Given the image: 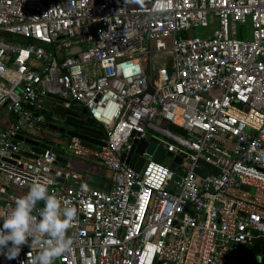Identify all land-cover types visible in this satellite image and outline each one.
<instances>
[{"label": "built area", "instance_id": "obj_1", "mask_svg": "<svg viewBox=\"0 0 264 264\" xmlns=\"http://www.w3.org/2000/svg\"><path fill=\"white\" fill-rule=\"evenodd\" d=\"M47 96L79 102L104 132V146H67L112 174L107 191L84 188L50 150L17 159L16 138L42 121L25 106ZM4 109L0 213L48 180L77 209L54 264H239L246 250L264 263L252 251L264 246V0H0ZM141 141L152 150L128 164ZM29 251L0 264H27Z\"/></svg>", "mask_w": 264, "mask_h": 264}, {"label": "water", "instance_id": "obj_2", "mask_svg": "<svg viewBox=\"0 0 264 264\" xmlns=\"http://www.w3.org/2000/svg\"><path fill=\"white\" fill-rule=\"evenodd\" d=\"M79 39V38H78ZM80 51L79 47L72 48L66 55L71 56ZM33 116L39 117L42 121L39 123L37 130L33 133H27L25 136L19 135L16 139L23 141L24 150L17 156V159L22 155L24 158L35 159L37 155H44L46 151H52L57 155V165H67L68 159L65 158V144L71 137H77L84 143L93 146H104V132L94 124V122L88 117L87 110L76 101H64L58 97L47 96L38 97L33 103L25 106ZM168 128L180 135L186 136V133L176 126L170 124ZM149 147V151L152 150V146H148L147 142L141 141L139 147H133L127 158V163L132 165L131 156L134 154L141 155L143 151ZM172 158V154H165L163 148H156L153 154V160L158 163H167L168 159ZM181 162V158H175L170 165V169L175 173L174 179L178 180L177 172L178 165ZM165 163V164H166ZM143 164V159H140L135 165L134 170L139 172ZM198 174L204 176L200 171ZM79 176L81 172H77ZM92 178H82L81 185L88 183L86 188H98L97 184L90 181ZM62 182V181H61ZM92 182V183H91ZM85 187V186H84ZM243 249V247H242ZM252 251L256 253H262L264 256V246L255 244L252 247ZM251 251H242L234 257L242 259L239 264H252L249 261L248 255ZM250 257L251 260L259 258ZM264 264V263H263Z\"/></svg>", "mask_w": 264, "mask_h": 264}, {"label": "clouds", "instance_id": "obj_3", "mask_svg": "<svg viewBox=\"0 0 264 264\" xmlns=\"http://www.w3.org/2000/svg\"><path fill=\"white\" fill-rule=\"evenodd\" d=\"M51 183V180L34 182L26 195L15 198L10 213H0V255L14 260L22 246L27 245L30 248L27 264H54L70 250L72 239L67 233L73 226L77 209L49 194ZM41 201L44 206L37 210Z\"/></svg>", "mask_w": 264, "mask_h": 264}, {"label": "crops", "instance_id": "obj_4", "mask_svg": "<svg viewBox=\"0 0 264 264\" xmlns=\"http://www.w3.org/2000/svg\"><path fill=\"white\" fill-rule=\"evenodd\" d=\"M210 31H205L202 30V34L200 37H206L208 36ZM68 141L65 144V158L68 159V164L67 165H62L60 167L71 171L73 174H76L77 172H81L82 174L78 177L77 182L81 185V177L82 178H92L90 181H93L94 184H97L98 188L100 190L107 191L110 187V183L112 180V174L108 172L107 170L103 169V167L97 163H93L88 160H83L80 158H76L72 155L71 151L68 150ZM94 167L96 169H94ZM92 183V182H91ZM85 187L89 186L88 183H84Z\"/></svg>", "mask_w": 264, "mask_h": 264}, {"label": "rangeland", "instance_id": "obj_5", "mask_svg": "<svg viewBox=\"0 0 264 264\" xmlns=\"http://www.w3.org/2000/svg\"><path fill=\"white\" fill-rule=\"evenodd\" d=\"M214 28V27H213ZM202 34V30L200 29H196L194 31H191V32H188L187 35L190 37V36H200ZM166 57L165 55H157V54H154L153 55V62H154V65L155 66H160V64H163L166 60ZM8 113H7V109H4L0 112V130L3 128V125H4V121H5V118L7 117ZM148 133H152V131L148 130ZM134 160H137L136 156H134ZM166 163V161H165ZM94 169H96L94 167Z\"/></svg>", "mask_w": 264, "mask_h": 264}]
</instances>
